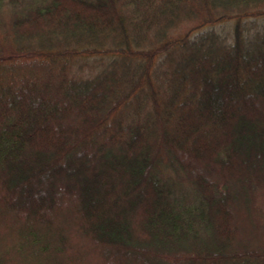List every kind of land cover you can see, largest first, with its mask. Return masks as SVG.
<instances>
[{
	"label": "trees",
	"instance_id": "obj_1",
	"mask_svg": "<svg viewBox=\"0 0 264 264\" xmlns=\"http://www.w3.org/2000/svg\"><path fill=\"white\" fill-rule=\"evenodd\" d=\"M263 16L0 0V264H264Z\"/></svg>",
	"mask_w": 264,
	"mask_h": 264
},
{
	"label": "rangeland",
	"instance_id": "obj_2",
	"mask_svg": "<svg viewBox=\"0 0 264 264\" xmlns=\"http://www.w3.org/2000/svg\"><path fill=\"white\" fill-rule=\"evenodd\" d=\"M235 21L236 20H230V21H227V22H224V23H221L220 25H217L215 26V30L220 32L222 34L223 37H226V38H229L230 37V34L232 33L233 31V26L235 25ZM246 21H255L256 24H254L255 26H264V16L263 17H258V18H248L246 19ZM103 54V53H101ZM103 58L105 57V55H100V54H92V55H86V54H81L80 56H78L77 59L74 60V64L76 66H79V65H82L84 67V71H87L88 69V64H94L95 60L97 59H100V58ZM107 58V61L110 59V58H113L110 57H105L104 59L106 60Z\"/></svg>",
	"mask_w": 264,
	"mask_h": 264
}]
</instances>
